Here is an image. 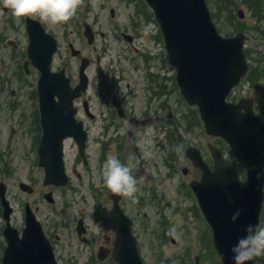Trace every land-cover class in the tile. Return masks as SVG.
I'll return each instance as SVG.
<instances>
[{
    "label": "rangeland",
    "instance_id": "1",
    "mask_svg": "<svg viewBox=\"0 0 264 264\" xmlns=\"http://www.w3.org/2000/svg\"><path fill=\"white\" fill-rule=\"evenodd\" d=\"M220 1L225 0H206V3L212 16L222 12V18L217 22L215 18L213 20L221 35L230 36L239 31L235 29L236 25L232 27L229 24V21L232 20L237 22L239 10L243 11L245 21H252L253 18L250 20L249 8H247L249 6L245 7L244 5L245 0H230L232 4L219 6ZM260 1L264 7V0ZM1 2L2 0H0V4ZM87 9L100 14L102 24L95 26L99 32L96 37L97 48L101 46V36L110 38L112 27L110 23H113L110 17L111 10L115 12L116 20L125 25H127V17L131 15L132 11L147 12L149 14L147 18H152V20L145 27L147 31L152 32L155 38L152 39V45L150 44L149 49L145 52V59H150L158 64L166 61L167 56L158 26L143 0L129 3L128 0H82L77 12L84 15ZM8 17L13 18L16 22L22 18H17L12 13ZM74 20H78V16L58 25L45 22L46 28L56 35L59 42V48L53 60V68L55 70L66 68L69 76L72 73L77 76L80 58L74 59L67 47L68 42H73L82 55L90 60L86 69L89 85L83 99H86L91 110L98 114L102 109V64L116 65L118 60H124L121 62L124 64L127 59L136 60L138 57L133 56L134 52L126 49V46L120 41L112 42L111 49L107 51L90 50L88 46L80 43L79 32L76 30L71 32L72 28L76 26ZM91 20H93V14ZM241 32L244 33V31ZM245 33L247 38L244 53L249 64L253 65L254 61L257 63V60L264 61V39H261L262 36L258 37L252 32ZM7 35L12 37L10 31L7 32ZM143 42L148 43L147 40H143ZM0 45H2L0 47V182L5 184L6 197L14 210L11 218L12 226L19 231L23 229L24 206L28 204L41 223L43 230L49 234L53 232L59 237L57 244L60 246V254L57 257V264H115L110 258L104 262L98 261L94 253L96 247L102 244L99 213L103 207V190L106 187L102 175L103 140L112 142L108 148L106 159L111 155H116L114 149L117 145V131H103L100 121H89L87 166H84L78 159L76 145L71 141H66L63 149L69 183L64 188L44 187L42 184L43 171L38 167L36 154L39 138L36 91L38 75L32 71L29 75L24 76L21 68L23 52L4 49V42H1ZM98 56L100 59L97 62ZM174 76L175 71L171 68L173 128L177 129V133H174L172 129L170 139L174 144L175 141L177 143L178 134L181 135V143L186 146L206 144L209 140L199 128L194 129L192 125L196 124L195 111L188 108L180 99L174 85ZM249 80L251 79H245L233 91L231 99L235 100V98L244 95L254 96L258 107L264 108V78L254 88L251 87ZM156 133L159 132L152 130L131 132L139 150H145L144 156L147 160V173L142 178L136 176L138 181L136 197H139L140 203L137 199L128 198L133 213L139 212L138 219L135 221V234L141 260L144 264H196L195 257H198V264H219L212 245L210 230L200 221L199 217L201 216L195 200L190 196V192L186 191L185 184L188 178H183L181 170L183 167L190 169L191 165L181 155L177 159L178 162L175 163L177 172H172L169 178H164L166 172L163 167L164 154L158 149H163V147L159 143L160 138L155 137ZM219 145L224 152L227 164L237 169L238 165L228 148L222 142ZM173 153L174 146H172ZM124 161L125 164L131 166L132 171L139 166L135 154L130 152L129 148L126 150ZM239 174L243 178L242 172L239 171ZM19 183L31 186L32 193L21 191L18 187ZM152 191L161 197L160 205L143 206L141 200L144 199V204L150 203ZM47 192L52 193L53 203L44 200L43 196ZM137 204L140 205L137 207ZM80 217L83 218L88 231V244L82 243L75 233L76 222ZM262 220H264L263 215ZM3 226L0 213L1 230ZM170 234L175 240L174 243L170 240ZM256 264H264V258L258 259Z\"/></svg>",
    "mask_w": 264,
    "mask_h": 264
},
{
    "label": "water",
    "instance_id": "2",
    "mask_svg": "<svg viewBox=\"0 0 264 264\" xmlns=\"http://www.w3.org/2000/svg\"><path fill=\"white\" fill-rule=\"evenodd\" d=\"M153 11L162 33L170 65L176 71V83L185 102L197 107L204 131L221 138L230 148L236 162L245 171L241 181L235 170L228 169L218 149L211 148L214 170L209 172L198 152L188 149L186 155L201 171V182L190 186L197 197L202 215L212 230L213 244L221 264H232L230 248L244 235L248 224L259 223L264 194L261 193L257 172H264V121L254 115L251 104L226 102L230 90L237 86L248 67L242 54L243 36L222 38L216 31L204 0H145ZM86 27V32H90ZM31 36L28 57L40 72L37 92L42 113L43 137L39 147V166L45 172L44 185L64 187L68 183L63 161V139L73 137L84 156L85 133L74 120L72 101L86 90L82 61L80 85L73 91L64 72L52 73L50 64L56 44L36 27ZM76 52H73V55ZM55 98L58 102H55ZM69 122L60 121L65 110ZM28 194L32 188L20 183ZM5 185L0 184V201L6 222L3 236L6 247L2 264H57L53 248L46 239L40 223L28 205L25 207V228L21 235L10 225L12 209L5 198ZM114 201L111 212L102 216L106 230H113L116 239L112 259L116 264H143L131 233L130 221L118 208L120 196L110 193ZM52 203L51 194L44 196ZM241 214L236 222L232 215ZM82 221L78 234L84 233ZM106 254L99 253L102 261ZM251 264V262H249Z\"/></svg>",
    "mask_w": 264,
    "mask_h": 264
},
{
    "label": "flooded vegetation",
    "instance_id": "3",
    "mask_svg": "<svg viewBox=\"0 0 264 264\" xmlns=\"http://www.w3.org/2000/svg\"><path fill=\"white\" fill-rule=\"evenodd\" d=\"M82 1V0H81ZM0 11L2 14L0 15V43L4 42V49H9L12 51H22L23 52V61H22V72L24 76L29 75L32 71L36 72L39 79V73L34 68L32 63L28 60L27 50L30 46L31 36L29 31L36 30L40 28L45 34L52 36L59 48V42L57 40L56 35L45 26V22L39 20V18H30V17H22L17 22L8 17L11 14V10H5L3 6V0L0 4ZM93 14V20H91V15ZM78 16V20H74V26L71 30H76L81 35L80 43L82 45L88 46L90 50L96 51L99 49L101 51H107L111 49V45L117 42H122L126 46V49L134 52L133 56H137L138 59L131 60L127 59L124 64L122 60H118L116 65H108L107 63L102 64L101 66V74L103 76V91L101 92L102 98V109L99 110V113L96 114L89 107V102L84 98V93H82L77 99L73 100L72 104L75 109L74 120L76 123H80L82 125V129L85 132V149L84 156L79 154V149H76L78 159L87 166V142H88V132L87 128L89 127V121L96 122L100 121L101 127L103 131L108 130H116L117 137V145L115 146L114 152L121 159L122 162L125 163L124 158L126 156V150L129 148L130 152H133L138 161V168L133 170V174L138 178H142L144 174L147 173V164L146 158L144 156L145 150L140 151L135 138H133L131 132L139 131V130H152L158 131L159 133L155 134V137L160 138L161 146L163 149L158 148L160 151H163V167L166 170L164 174V178H169L173 173L177 172V166L175 163L178 162L177 159L183 156V158L190 163L191 168L183 167L181 170L183 178H188L185 186L187 187L186 191L190 192L193 198V194L189 189V183L192 181H198L200 179V172L195 167H193L192 163L188 160L186 156V152L189 148L196 149L204 162L207 164L209 169L213 168L212 156L209 151V144L217 147L216 140H212L206 142V144H195L194 146H186L181 143V135L177 134L175 144L170 139V132L173 129L174 133H177V129L173 128V113H172V78H171V67L166 61H163L162 64L154 63L150 59H145L146 50L149 49V45L153 43L155 37L152 35V32L146 30V24L150 23L152 18H147L149 14L145 11H132L131 15L127 17V25L123 24L119 20H116L115 12L110 11L111 21V31L110 38H103L101 36V46L97 48V40L96 37L99 32L95 29V26L102 24L100 21L99 12H92L89 9L83 14H80L76 11V14L72 17L75 18ZM250 20L245 21L246 32L250 33L251 31L256 30L259 26H262L264 29V14L261 13L259 15L258 11H250L249 12ZM90 28V32H86V27ZM10 31L11 36L7 35V32ZM261 37V36H259ZM262 39V38H261ZM143 40H147L148 43L143 42ZM23 41V42H22ZM2 47V45H0ZM68 49L74 52H79L76 54L74 59L80 58V62L78 64L77 76L73 74L71 76L68 75L66 68H61L59 70L52 69L53 72H57L62 70L69 81V86L71 89L76 88L80 82V68H81V60L83 56L81 51L77 49L73 42H68ZM57 54V53H56ZM55 54V55H56ZM103 56V53H102ZM144 58V59H143ZM100 57H97V62ZM90 61V60H89ZM54 62V61H53ZM90 63V62H89ZM255 63V61H254ZM27 64V66H26ZM255 65L258 67L253 75V80H249L251 87L258 86L260 81L264 78V61L257 60ZM26 66V67H25ZM25 67V68H24ZM70 72V70H69ZM37 79V82H38ZM257 85L255 84V82ZM36 82V84H37ZM88 83V81H87ZM241 98H250L253 102L254 112L257 115H261L264 118V108L258 107V102L255 100L254 96H240ZM239 100V99H238ZM58 102V99L55 100ZM69 109H65L60 117V121L69 122L68 113ZM42 113L40 110V99L37 96V129L39 130V138L37 143V152L39 155V147L41 144V140L43 137V126H42ZM194 129H198L203 133V129L198 127L197 124H192ZM192 126V127H193ZM125 131H127L125 133ZM154 137V136H151ZM66 141H71L76 145V140L73 137H66L63 139V145ZM210 142V143H209ZM112 142L109 143L107 140H103V164L106 160V155L108 148L111 146ZM178 145L183 146L182 153L177 152L176 148ZM172 146H174V153L172 154ZM77 147V145H76ZM154 148V147H153ZM142 149H144L142 147ZM149 150V148H148ZM43 171V170H42ZM136 177V178H137ZM185 180V181H186ZM185 187V188H186ZM110 190L105 187L103 190V211L104 214L112 210L113 202L110 199ZM150 203L144 204V199L141 200L143 206H159L161 203V197L155 192L152 191L150 194ZM140 203L139 197L136 198ZM140 204H137L138 207ZM118 206L123 214L129 218L132 222L133 234H135V221L138 219L139 212L136 211L133 213V208L128 202V197L120 196ZM201 216V215H200ZM200 221H204L202 216L199 217ZM102 230V228H101ZM76 233V232H75ZM46 235L53 246V250L56 258L60 254V246L57 244L59 241V237L57 235H52L46 232ZM77 235V233H76ZM88 237V231L86 235V239ZM115 239V235L111 232L103 233L102 235V244H99L96 249L94 255L97 256L100 249H102L107 253V249H112V242ZM137 239V238H136ZM85 244L89 243V240H86Z\"/></svg>",
    "mask_w": 264,
    "mask_h": 264
},
{
    "label": "clouds",
    "instance_id": "4",
    "mask_svg": "<svg viewBox=\"0 0 264 264\" xmlns=\"http://www.w3.org/2000/svg\"><path fill=\"white\" fill-rule=\"evenodd\" d=\"M80 3L81 0H3V6L10 9L13 16L39 18L40 21L53 25L71 20ZM176 151L182 153L183 146L178 145ZM102 175L104 184L111 193L132 200L137 198V178L131 166L122 162L117 155H111L105 160ZM256 179L264 194V172H257ZM240 214L241 209H237L232 215V221L236 222ZM244 233L230 248L232 264H256L258 259L264 258V226L248 224Z\"/></svg>",
    "mask_w": 264,
    "mask_h": 264
}]
</instances>
